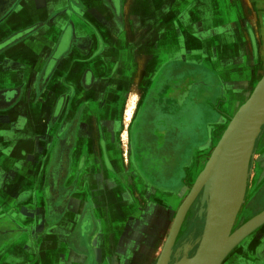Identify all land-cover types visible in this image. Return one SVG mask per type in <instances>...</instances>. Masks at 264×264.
<instances>
[{"label":"crops","instance_id":"obj_1","mask_svg":"<svg viewBox=\"0 0 264 264\" xmlns=\"http://www.w3.org/2000/svg\"><path fill=\"white\" fill-rule=\"evenodd\" d=\"M16 1L0 24V264H157L189 191L134 155L207 163L264 63L250 27L264 0ZM263 155L264 136L259 186ZM244 241L223 264H264V226Z\"/></svg>","mask_w":264,"mask_h":264},{"label":"water","instance_id":"obj_2","mask_svg":"<svg viewBox=\"0 0 264 264\" xmlns=\"http://www.w3.org/2000/svg\"><path fill=\"white\" fill-rule=\"evenodd\" d=\"M262 127L264 73L230 121L191 192L177 211L157 264L171 263L177 237L197 199L200 202L199 215H204V229L198 248L191 259H183L175 264H223L244 240L264 226L263 210L230 235L244 200L248 168Z\"/></svg>","mask_w":264,"mask_h":264},{"label":"rangeland","instance_id":"obj_3","mask_svg":"<svg viewBox=\"0 0 264 264\" xmlns=\"http://www.w3.org/2000/svg\"><path fill=\"white\" fill-rule=\"evenodd\" d=\"M263 3V2H262ZM254 12V11H253ZM252 16H254V13H251ZM250 15V16H251ZM240 16L239 13H235L234 17H238ZM251 16V18H252ZM233 17V18H234ZM253 24H250V27L254 30L252 34H251V44L253 47V53H254V60H255V64L259 65V57L263 51L264 47V11H262V13L258 14L257 18L254 16L253 20H252ZM255 26V28H254ZM257 29V30H256ZM259 33V35H258ZM264 73V63H262V65L258 68L257 70V75H254L253 77V87L251 90V93L253 92L255 86L257 85V83L259 82V80L262 78ZM133 105V103H128L127 104V108H126V112L123 114L122 116V129L120 131L119 134V139H118V143L120 144V153L122 154V157L125 161H128L131 155V150H132V146L134 148V145L131 146L130 143V139L128 140V138H126V134L128 132V127L132 121V117L134 116L132 113V109L131 106ZM13 119V118H12ZM140 116H138L137 121L135 122L134 126L135 128H133V132L136 133L137 131L135 129H137L136 127H138ZM264 136V128L262 129V133L260 135V137L258 138L256 144H255V149H254V156L252 157V160L250 162L249 168H248V180L246 183V191H245V195H244V200L243 203L241 205L240 211L243 210L245 208V206L247 205L248 201L250 200L251 196H252V190L254 187V183H255V178H254V158H255V154H256V149L258 148V143L260 141V138ZM116 148L118 149V147L116 146ZM137 156V155H136ZM159 156L157 155H153L152 158H158ZM144 170H146V173L149 174L150 178H152L153 180H156L158 183L160 184H167V182H169V175L171 174H175L176 177L178 174V171L180 172V174L182 176H184V179H182V196L186 195L187 191H190V189L192 188L193 184H194V180L199 176L201 170L204 168V164H206V161H200L197 164V167L195 165V162L193 160H188L186 162H181L180 164V168L175 164V163H167V162H163V161H159V160H155L152 163L148 162H142ZM152 164V165H151ZM148 165L151 166L150 168H148ZM173 165V169L171 168ZM167 168H168V176L164 175L165 171L167 172ZM196 168V169H195ZM164 170V173H163ZM196 181V180H195ZM205 207V206H204ZM262 209V205L261 208H259V210L257 212H259ZM239 211V213H240ZM200 212V202L199 199H197L195 201V203L193 204V206L191 207L185 222L183 223V226L181 228L180 231V235L178 237L177 240V244L176 247L174 249V254L172 255L171 258V263L170 264H175L178 261H182L183 259L185 260H189L192 258V256L194 255L196 249L198 248V244L204 229V215L201 217L199 215ZM238 213V215H239ZM247 215V216H246ZM248 214H244V216H242V218L246 219L248 218ZM244 220L239 221V223H236L234 225L233 231L239 229L243 224ZM246 223V222H245ZM242 224V225H241ZM239 225H241L239 228H237ZM178 250H180L178 252Z\"/></svg>","mask_w":264,"mask_h":264},{"label":"flooded vegetation","instance_id":"obj_4","mask_svg":"<svg viewBox=\"0 0 264 264\" xmlns=\"http://www.w3.org/2000/svg\"><path fill=\"white\" fill-rule=\"evenodd\" d=\"M16 3H17L16 0H0V24L2 22H4L12 12H14V10L16 9ZM14 39H16V37H12L11 41H13ZM6 42L2 43L0 46L1 47L6 46ZM6 93H9L6 89H0V97H2V98L4 96L7 97ZM64 100H65V98H64ZM11 102L12 101L10 98V100L7 101V103H11ZM0 104H1V102H0ZM63 106L62 105L60 106L61 110L63 109ZM105 149H106V147H105V145H103L104 168L107 170V172H109L111 174H116V172H117L116 163L114 161L108 160L107 153L105 152ZM134 156H135L134 157L135 158L134 159L135 167L137 168L139 173L146 174V170H144L142 162L137 160L136 155H134ZM262 157L264 158V155ZM257 169H258V162L255 161L254 162V169H253L254 176H256L255 172H257ZM67 184L71 185L72 183L70 182ZM257 184H258L257 182L254 183V187L252 190V196H251L250 200L248 201L245 208L243 210H241L239 215L237 216V223H239V221H241V220H244L242 223V224H244L245 222L250 220L252 217L261 213L262 210H264V190H263L264 183L260 186ZM261 205H262V209L259 212H257L259 210V208H261ZM244 214H248L250 216H248V218L244 219V218H242V216H244ZM241 225H239L237 228H239ZM244 243H245V241L239 247H237L233 253H235V251H242V249H244Z\"/></svg>","mask_w":264,"mask_h":264},{"label":"bare ground","instance_id":"obj_5","mask_svg":"<svg viewBox=\"0 0 264 264\" xmlns=\"http://www.w3.org/2000/svg\"><path fill=\"white\" fill-rule=\"evenodd\" d=\"M245 4H246V3H245ZM263 128H264V127H262V129H263ZM261 133H262V132H261ZM216 135H217V134H216ZM260 135H261V134H260ZM259 137H260V136H259ZM204 165H205V164H204ZM197 178H198V177H197ZM196 181H197V179H196ZM196 181L194 182V184L196 183ZM194 184H193V185H194ZM191 189H192V188H191ZM191 189H190L189 193L191 192ZM189 193H188V194H189ZM182 203H183V202H182ZM259 214H260V213H259ZM254 217H255V216H254ZM252 218H253V217H252ZM252 218H251V219H252ZM236 220H237V218H236ZM248 221H249V220H248ZM235 223H236V221H235ZM235 223H234V225H235ZM244 224H245V223H244ZM244 224H243V225H244ZM233 228H234V226H233ZM233 228H232V231H231V234H230V235H232V234L236 231V230L233 231Z\"/></svg>","mask_w":264,"mask_h":264}]
</instances>
